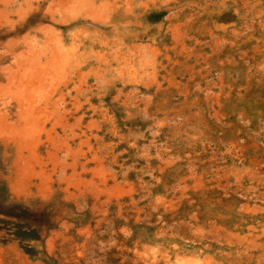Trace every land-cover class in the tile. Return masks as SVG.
Here are the masks:
<instances>
[{"label":"rangeland","instance_id":"rangeland-1","mask_svg":"<svg viewBox=\"0 0 264 264\" xmlns=\"http://www.w3.org/2000/svg\"><path fill=\"white\" fill-rule=\"evenodd\" d=\"M0 264H264V0H0Z\"/></svg>","mask_w":264,"mask_h":264}]
</instances>
